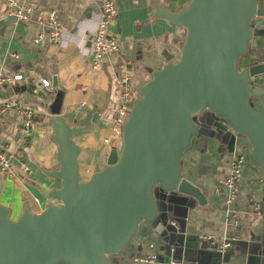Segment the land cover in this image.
Wrapping results in <instances>:
<instances>
[{
    "label": "water",
    "instance_id": "95a60500",
    "mask_svg": "<svg viewBox=\"0 0 264 264\" xmlns=\"http://www.w3.org/2000/svg\"><path fill=\"white\" fill-rule=\"evenodd\" d=\"M155 10L185 30L179 53L162 51L164 63L151 67L137 89L120 146L87 180L81 179V146L74 137L89 128L67 121L62 94L56 95L48 123L59 165L45 172L59 179L60 187L41 189L51 201L40 212L24 205L16 220L0 203V264H110L141 223L166 236L164 263L174 249L197 239L219 254L220 264H230L227 255L236 240L221 253L204 238L219 233L192 228L193 215L210 210V197L183 176L182 156L200 133L223 142L229 130L228 151L238 135L244 136L264 191V107L252 100L264 92L253 83L264 75V62L241 67L252 39L264 35V27L254 22L264 18V5L261 0H189L175 12L159 4ZM92 122H98L95 114ZM258 256L264 261V248Z\"/></svg>",
    "mask_w": 264,
    "mask_h": 264
},
{
    "label": "crops",
    "instance_id": "0c3cea01",
    "mask_svg": "<svg viewBox=\"0 0 264 264\" xmlns=\"http://www.w3.org/2000/svg\"><path fill=\"white\" fill-rule=\"evenodd\" d=\"M21 1L31 6L30 17L28 21L15 25L13 17L5 14L6 3L0 0V59L7 72H21L25 76L23 82L1 86L0 100L31 107L34 111L26 143L27 153L19 157L25 161L29 172H23L14 161L12 174L0 176V201L10 208L13 220L20 217L24 205L34 212L42 211L51 200L43 195L41 189L60 187V180L45 172L59 165L58 147L52 140V127L48 123L49 106L56 95L62 94L61 114L67 121L79 126L92 124L86 133L74 137L81 146L78 154L81 179L87 180L94 167H103L110 150L119 146L115 140L104 141L111 133L112 112L121 102L115 79L128 72L136 93L139 85L149 79L151 67L164 63L162 51L179 53L185 30L157 16L155 5L175 12L189 0H116L118 11L107 27V34L118 36L120 50L106 53L96 69L92 67L86 51L97 19L98 0ZM261 1L264 5V0ZM50 9L57 11L61 26L73 37L65 48L48 40L38 44L32 42L42 29L40 20ZM254 22L264 27V18ZM257 62H264V35L252 39L249 52L241 60V67ZM122 63L123 68L120 66ZM41 79L50 81V90L41 86ZM253 83L264 90V75L258 76ZM252 100L264 107V92L253 96ZM94 114L97 123L92 122ZM20 127L19 113L14 107L10 108L0 119V147L6 152L19 149L22 142ZM228 131L223 142L210 133H200L194 138V145L182 156L183 176L210 197V210L203 215H193L195 223L192 228L200 233H220L224 224L223 212L229 207L240 220L239 227L231 229L238 235L227 255L230 264H264L258 256L264 248V218L261 214L264 212V191L260 192L261 186L257 183V164L250 157V145L244 136L238 135L234 149L227 150ZM237 152L245 155V164L238 195L232 204L227 205L224 202L225 191L219 186L227 177L230 161ZM256 236L261 240H255ZM165 237L151 225L141 223L124 253L112 255L110 264H138L134 257L149 252H155L159 260L165 261V244L168 242ZM170 261L222 262L218 253L205 248L197 239H190L174 249Z\"/></svg>",
    "mask_w": 264,
    "mask_h": 264
},
{
    "label": "built area",
    "instance_id": "2783aa9c",
    "mask_svg": "<svg viewBox=\"0 0 264 264\" xmlns=\"http://www.w3.org/2000/svg\"><path fill=\"white\" fill-rule=\"evenodd\" d=\"M3 1L6 3L5 14L13 17L15 25L19 22H26L29 20L31 6L25 4L21 0ZM98 2L99 9L96 15L97 19L95 21V27L88 38L90 47L86 51V54L91 58L92 67L95 69L101 65L106 53H116L120 50V40L118 36L114 34H107V27L118 11L116 0H98ZM40 24L42 29L32 38L33 43L38 44L42 40H48V42L53 45L65 48L73 41L72 35L65 31L61 26L55 9L47 11V14L40 20ZM123 64L124 63L120 65L122 68L124 67ZM23 81H25L23 73L7 72L3 66L2 60L0 59V87L3 85H15ZM40 84L47 90L51 89V83L48 79H41ZM114 84L116 89L119 91L121 102L112 112L110 124L111 133L110 136L104 139V141L105 143H109L110 140H115L120 146L121 129L137 96V92L135 93L128 72H124L121 76L116 78ZM13 107L21 117L20 139L22 142L16 152H6L0 147V174L2 175L12 174L14 161H17L19 168L23 172H29L25 161L19 157L22 156L24 152L27 153L26 143L27 138H29L30 135L34 111L31 107H24L12 101L0 100V119L10 108ZM244 164L245 155L241 152L235 153L229 164L228 175L221 181V186L219 187L223 188L225 191L224 202L227 205L232 204L238 195ZM223 222V229L218 235L213 234L204 236L205 239L211 240L210 243H216L215 249L221 253L226 252L227 248H229L235 240V236L232 235V232L234 231L231 229H236L240 225L237 213L232 209H229V207H227L223 212ZM134 258L138 264H196L195 262L189 261H170L169 263H164L158 259V255L155 252H149L143 256H137Z\"/></svg>",
    "mask_w": 264,
    "mask_h": 264
},
{
    "label": "rangeland",
    "instance_id": "374dc122",
    "mask_svg": "<svg viewBox=\"0 0 264 264\" xmlns=\"http://www.w3.org/2000/svg\"><path fill=\"white\" fill-rule=\"evenodd\" d=\"M88 128H89V130L92 128V124L90 123L89 125H88ZM244 138V137H243ZM245 139V138H244ZM4 175V174H3ZM0 176L2 177V174H0ZM1 202V201H0ZM1 204H2V202H1Z\"/></svg>",
    "mask_w": 264,
    "mask_h": 264
}]
</instances>
